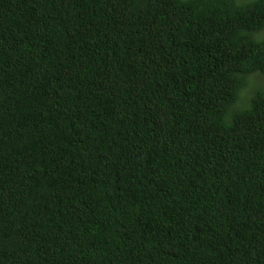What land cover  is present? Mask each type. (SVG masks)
<instances>
[{"label":"trees","instance_id":"16d2710c","mask_svg":"<svg viewBox=\"0 0 264 264\" xmlns=\"http://www.w3.org/2000/svg\"><path fill=\"white\" fill-rule=\"evenodd\" d=\"M256 73L264 0H0V264H264Z\"/></svg>","mask_w":264,"mask_h":264},{"label":"clouds","instance_id":"9594fccd","mask_svg":"<svg viewBox=\"0 0 264 264\" xmlns=\"http://www.w3.org/2000/svg\"><path fill=\"white\" fill-rule=\"evenodd\" d=\"M165 64H166V62H165ZM253 76H257L258 78H264V73H262V74L256 73V74H252L251 76H249L248 81L251 82V83H253V82H252V78H253ZM253 84H254V83H253ZM254 85L257 87L256 90H258V89H264V87H261V86H259V85H257V84H254ZM256 90H255V91H256ZM255 91H253V92L250 93L249 98H251V96L253 95V93H254Z\"/></svg>","mask_w":264,"mask_h":264},{"label":"rangeland","instance_id":"374dc122","mask_svg":"<svg viewBox=\"0 0 264 264\" xmlns=\"http://www.w3.org/2000/svg\"><path fill=\"white\" fill-rule=\"evenodd\" d=\"M252 82L254 84L261 86V87H264V78H258L257 76H253Z\"/></svg>","mask_w":264,"mask_h":264}]
</instances>
